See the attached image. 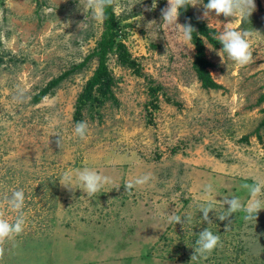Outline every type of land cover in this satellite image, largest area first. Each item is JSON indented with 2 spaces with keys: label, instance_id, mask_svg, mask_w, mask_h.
<instances>
[{
  "label": "rangeland",
  "instance_id": "1",
  "mask_svg": "<svg viewBox=\"0 0 264 264\" xmlns=\"http://www.w3.org/2000/svg\"><path fill=\"white\" fill-rule=\"evenodd\" d=\"M194 2L191 13L217 35L227 23L253 31V62L238 66L222 45L205 40L210 73L222 86L205 90L193 44L163 24L167 0L150 11L153 0H114L119 40L139 73L109 56L116 101L86 106L81 121L89 131L81 139L76 104L96 59L40 102L34 98L93 52L104 15L97 18L86 0H0V211L10 222L18 213L4 197L20 189L26 196L24 231L5 241L0 264H264V210L246 220V212L229 214L222 203L238 196L246 205L241 185L264 182V0H255L249 18H204V0ZM84 168L112 183L93 196L75 182L73 189L60 184L64 172L75 179ZM148 173V184L124 187ZM209 203L210 225L200 212ZM173 211L191 223H169ZM208 227L221 243L192 260Z\"/></svg>",
  "mask_w": 264,
  "mask_h": 264
},
{
  "label": "clouds",
  "instance_id": "2",
  "mask_svg": "<svg viewBox=\"0 0 264 264\" xmlns=\"http://www.w3.org/2000/svg\"><path fill=\"white\" fill-rule=\"evenodd\" d=\"M114 0H86V7L93 11V14L97 18H101L104 15L106 8L112 6ZM158 0H153L152 9H145L146 11L153 10L157 7ZM168 6L161 10V16L163 24L169 25L172 30L180 36L183 40L191 41L193 39V33L196 30L191 23L180 24L178 23L181 10H186L189 6L196 7L198 4L194 0H167ZM132 8L135 5H129ZM204 18H208L211 14H215L217 17H234L237 15L247 16L248 18L256 9L255 0H208V3L204 4ZM155 23L154 21L151 23ZM149 24V25H151ZM220 44L223 46L221 52L227 53L228 57L234 61L238 66H245L253 62V51L251 41L253 38V31L246 29H233L230 23L225 24L223 30L216 37ZM220 53V52H219ZM218 53V54H219ZM222 58V57H221ZM223 59V58H222ZM75 134L81 139L86 138L89 125L87 121H80L75 125ZM60 144L61 141H58ZM151 174H145L143 176L135 178L133 181H129L125 184V188L131 190L136 186H143L149 183L151 180ZM80 185V188L88 195L93 196L104 188L105 185L111 184V177L98 173L94 169L84 168L77 169L75 172V179L71 171L64 172L60 184L69 188L73 183ZM241 187L248 191L249 200L245 205L240 197L232 196L223 200V204L227 205L226 212L231 214L237 211L246 212L245 219L252 220L257 219V215L261 210H264V199L260 197L264 195V182H254L253 184H243ZM214 192L212 184H207L204 187L205 198L211 197ZM25 192L20 190H14L11 196L4 197V203L8 206V209L12 212L18 213L14 221H11L5 217L3 211H0V260L5 257L6 249L4 243L6 240L14 239L24 231L26 223L25 214L23 212L25 206ZM213 211L211 203L207 205H201L200 212L203 213V221L212 224L209 218V213ZM254 214H256L254 216ZM218 219L223 221L226 219L224 215L218 216ZM192 217L185 215L181 217L176 215L175 212L168 214V222L177 224L191 223ZM221 243L220 235L214 234L209 227L201 231L196 240V247L193 248L195 254L192 256V260H196L199 256H204L206 253H211Z\"/></svg>",
  "mask_w": 264,
  "mask_h": 264
},
{
  "label": "trees",
  "instance_id": "3",
  "mask_svg": "<svg viewBox=\"0 0 264 264\" xmlns=\"http://www.w3.org/2000/svg\"><path fill=\"white\" fill-rule=\"evenodd\" d=\"M204 2L206 4L208 3V0H204ZM179 19L182 24L190 22L193 28L196 30V32L192 34L193 39L191 40L196 52L193 61V69L201 83L202 88L205 90L221 89L222 86L213 79L210 73L212 63L207 57L205 46V40L214 46L221 45L219 40L216 38L217 31L210 28L205 21L192 14L191 6H189L186 10H181ZM119 37H121V26L113 4L104 11V31L93 52L88 55L82 63L73 65L69 70L62 73L59 77L53 78L51 81H49L47 86L35 96V102H40L43 100L45 96L52 92V90L63 80L76 71L81 70L89 61L93 59L97 60L98 65L93 76L88 80L82 94L77 100L75 120H82V112L87 105L90 106L94 105L95 103L102 105L108 100L116 101L114 92L112 90L113 86L115 85V79L108 65L109 56L115 54L117 56L118 62L123 67L133 69L139 73L138 63L132 58L127 46L123 43V41L119 40ZM158 90L159 88L152 89L153 97L156 95ZM258 103H264V94L261 95ZM263 125L264 122L262 123V126Z\"/></svg>",
  "mask_w": 264,
  "mask_h": 264
}]
</instances>
